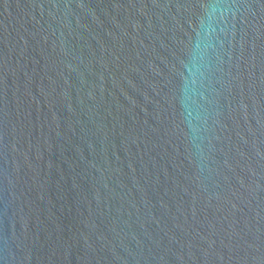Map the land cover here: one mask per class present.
<instances>
[{
    "label": "water",
    "instance_id": "water-1",
    "mask_svg": "<svg viewBox=\"0 0 264 264\" xmlns=\"http://www.w3.org/2000/svg\"><path fill=\"white\" fill-rule=\"evenodd\" d=\"M0 264H264V0H0Z\"/></svg>",
    "mask_w": 264,
    "mask_h": 264
}]
</instances>
